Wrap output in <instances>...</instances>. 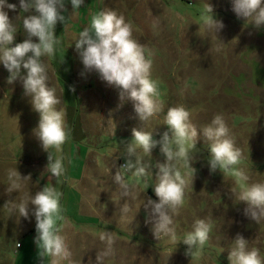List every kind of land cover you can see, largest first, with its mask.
Here are the masks:
<instances>
[{
    "label": "rangeland",
    "instance_id": "374dc122",
    "mask_svg": "<svg viewBox=\"0 0 264 264\" xmlns=\"http://www.w3.org/2000/svg\"><path fill=\"white\" fill-rule=\"evenodd\" d=\"M7 2L17 5V10L8 14L17 28L15 43L23 42L26 33L22 21L29 13L20 10L19 0ZM205 3L212 6L214 18L224 24L216 34L201 19L206 15ZM64 6L61 14L65 21L55 28L59 41L55 54L41 59L48 85L61 100L57 107L68 114L73 111V116L66 121L67 142L59 152L52 149L51 153L54 159H62L60 151L67 147L68 155L62 162L68 170L69 198L78 187L72 185L73 179L77 180L85 164V178L97 181L92 184L85 180L79 185L92 195L93 205L84 212L95 218L68 216L79 232L65 238L72 253L68 264H96L97 255L107 247L100 239L104 231L115 233V242L111 255L103 257L100 264H229L228 252L237 234L248 240L249 250L258 249L264 260V219L255 222L244 215L246 205L236 198L244 182L238 183L231 173L210 171L209 142L202 134L203 128L221 115L243 154L235 167L245 170L248 184L264 183V25L256 27L251 18H238L231 0H84L74 12L70 0H64ZM106 9L115 10L131 23L133 38L145 46L146 55L152 59L151 76L159 82L161 110L146 122L139 120L130 100L121 101L120 89L84 69L75 49V41L89 26L91 16ZM33 41L38 42L36 38ZM8 76L0 64V259H35L36 249L23 245L14 230L23 220L29 221L20 217L18 210L10 213L4 205L9 201L19 204L25 193L38 191L36 182L45 171V162L32 130L39 116L24 95L22 83L17 80L10 85ZM67 82H75L77 98ZM179 106L190 112L198 138L195 148L188 146L193 157L191 167L196 171L193 180L186 176L185 202L173 216L177 240L172 242L169 237L154 236L143 206L148 198L158 202L153 190L155 166L164 161L159 146L151 156L143 157L151 165L149 175L136 176L120 166L125 163L124 143L132 140V130L151 132L159 140L167 131L168 109ZM76 124L83 141L75 132ZM10 130L16 134L6 135ZM15 168L22 177L30 175L31 180L24 181L20 190L8 192V170ZM180 170L186 172L183 167ZM116 171L129 185L127 196L114 182ZM75 206L74 198L68 205L69 214ZM197 219L210 222L212 227L199 254L188 256L182 241ZM16 243L23 246L19 255L12 253L18 251ZM60 260L57 258V264Z\"/></svg>",
    "mask_w": 264,
    "mask_h": 264
},
{
    "label": "clouds",
    "instance_id": "9594fccd",
    "mask_svg": "<svg viewBox=\"0 0 264 264\" xmlns=\"http://www.w3.org/2000/svg\"><path fill=\"white\" fill-rule=\"evenodd\" d=\"M231 2L232 11L238 18H251L256 27L264 25V0ZM70 3L74 12L84 5V0H70ZM19 8L29 14L22 21L26 38L23 42L15 43L17 28L8 12H15L17 5L0 0V64L9 73L8 84L17 80L22 83L24 95L30 99L33 111L39 116L38 125L32 131L48 154L46 170L59 178L65 172L62 159H54L49 149L58 151L67 142L69 132L65 113L57 107L61 100L56 96V90L48 85L46 66L41 58L55 54V45L59 43L55 28L58 22L65 21L61 14L65 10L64 0H19ZM204 9L206 15L201 17L204 25L215 34L221 31L224 24L214 18L212 6L205 3ZM33 38L38 42H34ZM75 49L84 69L98 73L101 80L120 89L121 101L127 98L133 103L134 112L142 123L160 112L157 99L159 82L151 76L152 59L146 55L145 46L133 38L132 25L126 22L123 15L111 9L92 15L89 26L76 39ZM71 90L75 91L74 88ZM165 124L167 131L163 132L159 140L154 139L151 132L133 129L132 140L124 143L126 158L120 168L136 176L149 175L151 165L143 157L151 156L152 151L159 146L164 161L157 162L155 166L156 183L153 190L158 202L148 198L143 206L148 222L153 225L154 236L157 239L166 236L175 242L177 236L173 216L185 202L186 176H191L193 180L196 171L191 167L193 157L190 156L188 146L195 148L198 130L190 121V112L183 106L170 107L165 116ZM202 134L209 142L210 171L231 173L238 183L244 182L236 196L246 205L244 215L255 222L264 219V183L248 184L249 177L245 170L235 167L240 164L243 154L230 137L223 117L216 115L203 128ZM177 165L186 172L182 174ZM8 178V192L20 190L24 181L31 180L30 175L22 177L17 168L8 170ZM114 182L123 189L124 196L129 194V185L123 182L119 171H116ZM61 196L62 193L54 186L46 185L34 195L25 193L19 204L9 201L4 205L10 213L18 210L20 217L25 219L30 213L35 217L34 243L39 249V256L53 257L52 264H57V258L69 260L72 255L65 237L59 234L60 229L56 226L57 220L63 219L60 215ZM211 227V223L204 219L195 221L192 231L186 233L182 241L187 246L186 255L199 254L209 239ZM100 239L105 241L107 247L97 255L96 264H100L103 257L111 255L115 233L104 231ZM233 242L234 246L227 257L229 264H264L259 250H249L248 240L242 235L237 234ZM16 247H20L19 243H16Z\"/></svg>",
    "mask_w": 264,
    "mask_h": 264
},
{
    "label": "crops",
    "instance_id": "0c3cea01",
    "mask_svg": "<svg viewBox=\"0 0 264 264\" xmlns=\"http://www.w3.org/2000/svg\"><path fill=\"white\" fill-rule=\"evenodd\" d=\"M67 85L70 86V88H74L76 87L75 82H67ZM73 94L75 96V98H77L76 96V92L73 91ZM72 110V109H71ZM64 111V110H63ZM65 113V111H64ZM73 116V111H71L69 114L65 113V123L67 120H71V117ZM77 116V115H76ZM68 132H69V128H67ZM80 127L78 126V124H76V131L79 134V141H83V134H82V130L80 131ZM12 134H16L15 132H13L12 130L8 131L6 135H12ZM36 142H39L38 140H36V137H34ZM39 148L41 149V147H39V145H36V147L33 145L32 148ZM83 150V148H82ZM87 150V149H86ZM53 151L52 149H49V152ZM59 152V150L57 151ZM62 154V159L64 160L65 157H67V147L66 145H64V148H62V150L60 151ZM87 153V152H86ZM42 154L44 156V162H45V171L43 172V174L39 175L38 178V182H36V184L38 185L37 189L42 190V188L46 185L48 186H54L57 191L62 193L61 199H60V206H61V213L60 215L63 217V219L57 220V224L56 226L60 229L59 234L64 236L65 238L68 237L71 233L72 234H76L79 233L78 229L76 227L73 226L72 222L69 221L68 216H72L75 217L76 219L79 220V216H84L85 218H92L94 219L95 217L92 216V214L90 212L86 213L84 211H86L87 209H89V207H92L93 203L91 202L92 195L87 192L89 191V189H85V187L81 186L79 187V185H83L85 184V180H90V183H97L93 182L95 180V178L92 177V179H89L90 177L88 176V178H85V174H86V164L85 162L83 164H85L84 170L81 171V173L79 174V176L76 179H73V181L75 183H72V185L78 186L77 189L73 188V196L71 198L68 197L67 195V181H68V170L66 167V163H63V167L65 169V172L63 175H61L59 178L52 176V174L50 173V171L46 170L47 164H48V159H47V153L43 150ZM53 155V154H52ZM85 159V158H84ZM83 159V160H84ZM87 159H85L86 161ZM43 161V160H42ZM82 164V165H83ZM83 167V166H82ZM41 179V180H40ZM65 185V188H64ZM80 192V193H79ZM83 194L85 196H83ZM76 199V206L74 207L73 211H71V213H68V205L72 204L73 199ZM86 207V208H85ZM97 214V212H96ZM71 220V219H70ZM26 221H29L28 224L25 223V220H23V224H19L18 228H15L14 230L17 231V233H19V235L21 236V238L23 239V245H27L28 249H33V251L36 249H38L36 243H34L35 237H36V221H35V217L33 215H29V217L26 219ZM67 239V238H66ZM67 243V241H66ZM69 250H70V246ZM15 248H17L15 246ZM23 248L22 245H20L18 249V251H15V249L13 250L12 253H14L15 255H19L21 249ZM35 253L37 254V256L35 257V259H0V264H52L53 259H49V257L51 258V256L45 255V256H39V252L37 251ZM28 253V252H26ZM48 258V259H47ZM69 261L68 260H60V264H68Z\"/></svg>",
    "mask_w": 264,
    "mask_h": 264
}]
</instances>
